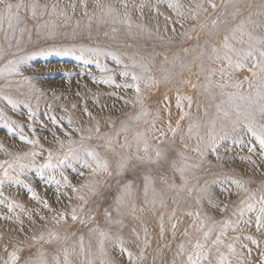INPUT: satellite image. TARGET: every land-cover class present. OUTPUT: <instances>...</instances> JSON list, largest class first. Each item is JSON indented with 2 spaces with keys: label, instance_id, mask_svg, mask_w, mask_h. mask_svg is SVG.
<instances>
[{
  "label": "rangeland",
  "instance_id": "obj_1",
  "mask_svg": "<svg viewBox=\"0 0 264 264\" xmlns=\"http://www.w3.org/2000/svg\"><path fill=\"white\" fill-rule=\"evenodd\" d=\"M40 2L49 5L57 3L61 8L75 3L77 7L74 13L71 8H68L69 19L67 21H64L62 17H52L57 25L53 37L38 35L33 27L35 22L31 20L28 21L30 40L28 33H25L21 39L17 32L15 39L9 33V39L6 41L7 22L4 24V31H0V46L7 49L5 59L0 60V68H3L9 59L23 58V63L20 64L22 75L0 78V146L3 149L0 150V164H4L7 168L8 163H11L13 168L7 170L9 176L14 178L4 180L3 196H0V261L6 256L3 251L5 247L11 251L13 246H23L25 249L23 255L26 256L28 245L31 243L30 237L41 233L47 235L49 230L59 231L61 235L67 234L70 244L76 243V238L83 235L87 246L89 226L78 222L73 223L70 215L68 222L60 226L54 225L51 220L52 216L60 212L70 213L72 206L78 207L81 203L75 198L77 194L73 193L70 187L64 186L61 175L63 173L72 186L80 187L86 181L97 185L98 194L88 197L89 203L86 210H91L96 214L101 225L104 223V210L115 206V199L120 193L122 182L134 181L138 197L124 203L120 215L123 219V226L114 231L118 232L123 239L124 247L135 256L143 247L145 229H147L150 246L144 251L146 259L143 264H153V262L173 264L176 259L177 245L184 239L180 233L190 221V218L183 216L181 211L188 210V204L184 199H181L178 205L173 204L174 193L172 192L167 193L166 207H161L159 202L154 207L151 203L146 204L142 191V176L145 171L151 170L154 166L141 164L135 159L122 176L90 175L88 170L82 167L83 152L80 135L81 133L85 136L89 135L88 129L94 130L97 124L101 128V136L111 135L120 128L121 122H127L130 116L140 113L141 106L135 104L134 89L116 87L117 84L133 83L131 76L122 75L125 71V64L129 65L127 71L141 74L140 67L131 68L132 63L135 62L137 65L147 67L148 71L143 73L145 77L161 81L152 87H145L144 82L140 85L144 107L150 115L137 122L135 130L144 133L148 139L150 154L154 156L152 150L158 144L162 148L169 149V154H171L172 147L183 151L180 142L181 135L185 136L189 145L194 146L196 140L187 139L186 136L188 120L181 122V130L177 133L175 145L170 144L172 137L167 125L171 122L175 127L179 119V110L176 107L177 81L184 82L179 88L180 95L192 98L190 113L193 120L206 119L204 117L206 108L210 115L215 113L214 104L226 97L222 96V90L217 86L222 82L219 72L211 75L209 71H215L220 67L219 62L208 58L211 54L210 48L205 47V41L208 40L207 31L211 25L209 23L208 28H201V25L221 16L222 13H227L226 18L231 22L230 13L234 9L231 6L225 9L224 6L228 0H211L217 5L216 10L210 7L209 0H178V3L182 5L180 11L183 12V16H178L173 9L168 7L170 0H100L101 4L115 8L121 17L124 12L129 13L133 22V27L129 30L126 25L119 23L116 25L110 22L100 23L97 19L99 12L95 8V0H40ZM84 3L88 5L86 10L89 16L84 15ZM125 3L128 5L127 9L123 7ZM235 3L240 6L241 10L238 19L251 15L253 21L261 20L259 13L262 11L261 6L264 5V0H235ZM198 4L203 5L207 11L198 10L196 7ZM196 11H199V16L193 20L191 14ZM78 22L79 27H77ZM136 25L142 27L138 28ZM113 27L116 31H113ZM150 34L162 42L154 44L149 39ZM16 39H20L19 47L16 46ZM9 42L12 44L11 48H8ZM95 50L103 54L96 55ZM107 53H112L120 60V63L117 64L113 55H107ZM101 69H107V71ZM165 74L172 79L164 82ZM246 76H250L246 69L236 70L231 79L243 81ZM223 79L227 80L228 77ZM9 81H11L10 84ZM191 84H196V89H193ZM223 91L235 90L225 89ZM243 91H248L246 83ZM3 97H11L16 102V107L13 108ZM126 100L129 101L128 104H125ZM184 104L185 111H189L186 107L187 101H184ZM30 110L34 113L31 118L29 117ZM69 119L72 121L71 127L68 125ZM144 120H147V123H144ZM153 123H155V130L152 128ZM77 128L81 132L72 131ZM161 130L167 132L163 144H160L157 139ZM65 133L69 135L66 136ZM21 134L30 140H38L39 144L34 149L33 145L26 144L20 139ZM92 135L93 139H86L83 146L95 148L102 156L111 159L112 154L105 148L104 141L97 139L94 132ZM69 139L73 141L71 146L68 143ZM248 139L244 137V145L233 144L231 140L221 142L219 154L225 158L224 168L218 167L215 155L210 154L207 159L211 163H204L200 168L192 170L196 176L200 177V186H203L206 181L212 185L216 203L224 202L231 205L236 199L234 186L227 183L224 185L212 183L217 179H222V174L250 179L253 187L264 182V161L255 155L252 156V159L257 161L255 165L249 163L247 159H242L250 155L247 152ZM59 141L64 142L63 149L60 148ZM123 142L122 134L116 145L117 152L122 151L119 144ZM70 147L79 155H69L63 165L53 159L54 167L41 171V166L47 160L48 150L63 157L69 153ZM225 148L229 151L225 152ZM33 150L41 153L34 162L31 157L27 160L16 161V156H23L24 153ZM136 152V145L133 144L131 148L133 157ZM185 154L193 158L190 163L198 159L194 152L188 151ZM21 163L28 167L20 169L19 164ZM81 171L84 172V176L79 175ZM160 171H167L171 177V171L166 166ZM2 175L0 171V177ZM176 180L179 183L178 176ZM159 186L157 184V187ZM29 187L37 193L41 202L31 199V193L28 192ZM222 188L225 190L222 191ZM229 191L232 192L231 196ZM81 194L87 195V189ZM69 196L72 200L68 199ZM43 201H47L52 208L51 212L43 207ZM8 205L13 206L12 211H9ZM16 205H21L22 208ZM208 207L205 202V209L207 210ZM142 208L143 211H141ZM173 209L177 210V218L183 221L178 225L175 239H172L168 220ZM161 215L164 216L165 225L163 238L159 235ZM222 215L226 214L217 213L216 218L219 219ZM40 216L46 219L42 221ZM113 216H116L115 211H113ZM17 218L20 222H17ZM247 218L246 216L245 219ZM241 227L244 226L241 225ZM137 234L139 239H137ZM236 234L238 233L229 231L230 238ZM244 234L252 235L259 245L242 238L237 243L238 256L245 259L248 264H259L260 255L264 252V237L256 233L254 228H246ZM241 243L251 249L250 255L247 248L240 247ZM44 247L51 250L57 245H45ZM106 249L107 258L114 264H129L126 253L121 254L115 239L106 245ZM32 251H35V246ZM93 251H96L95 241H93ZM94 258L97 262L102 259L99 255ZM231 258L234 261L236 259V257ZM83 259V256L78 257L77 264Z\"/></svg>",
  "mask_w": 264,
  "mask_h": 264
},
{
  "label": "snow or ice",
  "instance_id": "obj_2",
  "mask_svg": "<svg viewBox=\"0 0 264 264\" xmlns=\"http://www.w3.org/2000/svg\"><path fill=\"white\" fill-rule=\"evenodd\" d=\"M209 3L210 7L216 10L217 5L212 3L211 0H209ZM83 6L85 8L84 15L89 16L86 10L88 7L87 3H84ZM229 6L234 9L230 13L231 22L226 18L228 14L222 13L221 16L210 19L208 23L201 25V28H208L209 23L211 25L207 31L208 40L205 41V47L210 48L211 54L208 58L219 62L220 67L215 71H209L211 75H215L217 71L219 72L222 82L217 86L222 90V96L226 98H222L214 104V114L210 115L206 108L204 111L206 119L193 120L190 113L192 98L180 95L179 88L183 86L184 82L177 81L176 107L179 110V119L176 121L175 127H173L171 122L167 125L168 132L171 133L172 137L170 144L175 145L177 133L181 130V122L188 120L186 136L187 139L196 140L194 146L189 145L185 136L181 135L180 142L183 146V151L172 147L171 154H169V149L162 148L158 144L152 150L154 151V156L150 154L148 139L144 133L135 130L137 122L150 115L149 111L144 107V97L140 85L141 82H144L145 87H152L158 85L161 81L145 77L143 73L148 71L147 67L137 65L135 62L132 63L131 68L140 67L141 74L127 71L129 65L125 64V71L122 75L124 77L131 76L133 83L117 84L116 87L134 89L135 104L141 106L140 113L130 116L127 122H121L120 128L111 135L105 134L101 136L99 124L95 126L94 130L88 129L89 135L85 136L83 133L80 135L81 151L83 152L82 167L87 169L90 175H107L111 177L115 174L116 176H122L125 170L132 165L133 159H135L141 164L154 166L151 170L145 171L142 176V191L146 204L151 203L154 207L159 202L161 207H166V196L169 192L174 193L172 196L173 204L178 205L181 199H184L188 204V210L181 211L183 216L190 218V221L180 233L184 239L177 245L176 259H174L173 264H248L245 259L239 258L237 243L242 238L257 246L259 242L252 235L244 234L245 229L254 228L256 233H260L264 237V182L253 187L250 179L222 174V179H217L212 183L220 185L227 183L234 186L236 199L232 201L231 205L224 202L216 203L212 185L206 181L203 186H200V177L196 176L192 171L195 168H200L204 163H211L207 159L210 154L215 155V159L218 162L217 166L224 168L226 164L225 158L219 154L221 142L231 140L233 144L244 145L245 136L249 138L247 141V152L250 155L242 159H247L249 163L255 165L257 161L252 159V156L255 155L261 161H264V5L261 6L262 11L259 15L262 18L259 22L253 21L251 15L238 19L241 10L235 0H228L224 7L227 9ZM76 7L75 3L61 8L57 3L49 5L41 3L40 0H0V31H4V24L7 22L6 41L9 39V33L15 39L17 32H19L21 39L25 33H28L30 40L31 34L28 21L31 20L35 22L33 27L38 35L44 34L48 37H53L57 25L52 17H62L64 21H67L69 19L68 8H71L74 13ZM123 7L127 9L128 5L125 3ZM168 7L173 9L178 16H183V12L180 11L182 5L178 3V0L177 2L170 0ZM196 7L198 10L207 11V9L203 8V5L198 4ZM95 8L99 12L97 19L100 23L110 22L112 25L119 23L126 25L129 30L132 29L133 22L128 12H124L121 17V14L115 8L111 5L105 6L101 4L100 0H95ZM198 16L199 11L191 14L193 20H196ZM45 17H48V19H45ZM89 22L91 23V19ZM77 27H79V22ZM136 27L140 28L142 26L136 25ZM113 31H116L115 27H113ZM19 45L20 39H16V46L19 47ZM11 47L12 44L9 42L8 48ZM95 51L96 55L103 54L98 50ZM6 52L7 49L0 46V60L5 59ZM107 55L113 54L107 53ZM113 59L117 64L120 63V60L114 55ZM21 63H23V58L7 60L5 66L0 68V78L22 75L20 72ZM97 66L99 67V65ZM243 69H246L250 76H246L243 81H233L231 79L233 73L236 70ZM101 70L107 71V69ZM201 71H204L203 67ZM225 77H228V79L224 80L223 78ZM171 79L167 74L163 76L164 82H168ZM10 83L11 81H9ZM245 83L247 84V92L243 91ZM191 87L196 89L197 85L191 84ZM225 89H234L235 91L225 92L223 91ZM3 98L7 99L13 108L16 107V102L11 97ZM213 100H215L214 96ZM184 101H187L186 107L189 111H185ZM128 103L129 101L126 100L125 104ZM33 115L34 113L30 110L29 117L31 118ZM144 123H147V120H144ZM68 125L71 127V119H69ZM152 128L155 130V123L152 124ZM72 131L81 132L78 128L72 129ZM93 132L97 139L104 141L105 148L112 154L111 159L102 156L95 148L83 146V142L86 139H93ZM122 134L124 142L119 144L122 151L117 152L116 145L119 143V138ZM65 135L69 134L65 133ZM166 136L167 132L161 130L159 137H157L160 144L164 143V137ZM20 139L26 144L33 145L34 149L39 144L38 140H30L23 134L20 135ZM68 143L71 146L73 141L69 139ZM133 144L137 148L134 157L131 154ZM59 145L61 149L64 148L63 141H59ZM0 150H3L2 146H0ZM123 150L128 151L124 152ZM188 151L196 153L198 158L196 162L190 163L193 158L185 154ZM228 151L229 149L225 148V152ZM141 152L143 153L142 155L140 154ZM40 154L33 150L24 153L23 156L18 155L15 159L19 162L31 157L32 162H34ZM69 155L78 156L79 154L71 147L69 148V153H66L63 157L48 150L47 160L41 166V171L42 169L53 168V159L58 164L63 165ZM165 166L170 169L171 177L167 174V171H160ZM19 167L24 169L28 165L21 163ZM8 168H13V165L8 163L7 168H5L4 164H0V171L3 173L2 177H0V196H3L2 185L4 180L14 179L9 176ZM61 175L64 186L70 187L71 191L77 194L75 198L81 203L78 207L72 206L70 213L60 212L52 216L51 220L54 225L60 226L68 222L70 215L73 223L78 222L81 225L89 226V242L87 246L83 235L77 237L76 243L70 244V238L67 234L61 235L59 231L49 230L47 235L41 233L38 236L33 235L30 237L31 243L28 245V254L26 256L23 255L25 252L23 246H13L11 251H9L8 247H5L3 251L6 256L0 261V264H77V258L81 256L84 259L79 260V264H114L112 260L107 258L108 252L106 249V245L113 242L114 239L119 246L121 254L126 253L129 264H143L146 259L144 251L150 246L147 239V229H145L143 247L135 256L124 247L123 239L118 232L114 231V229L123 226V219L120 218V215L124 203L138 197L135 182H122L120 193L115 199V206L104 210V223L101 225L98 222L97 215L91 210H86V206L89 203L88 197L98 194L97 185L91 181H86L80 187L72 186L68 178L64 177L63 173ZM79 175L84 176V172L81 171ZM177 176L179 177V183L176 180ZM157 184L160 186L157 187ZM85 189H87V195L81 194ZM224 190L222 188V191ZM28 192L31 193V199L41 202L37 193L31 187L28 188ZM150 195L151 199H149ZM229 195H232L231 191H229ZM68 199L72 200V197L69 196ZM205 202L209 206L207 210L205 209ZM42 203L45 209L49 212L52 211L47 201ZM16 206L22 208L21 205ZM12 207V205H8L9 211H12ZM143 210L142 208L141 211ZM113 211L116 213L115 217L113 216ZM217 213H225L226 215H222L217 219ZM246 216L248 217L247 219H245ZM39 218L42 221L46 219L44 216ZM168 220L172 239H175L178 225L183 221L177 218L176 209L170 212ZM159 221V235L163 238L165 233L163 215L159 217ZM17 222H20L19 218H17ZM241 225L244 227H241ZM229 231L238 234L230 238ZM137 239H139L138 234ZM93 241H95L96 251H93ZM45 245H57V247L48 250L44 247ZM34 246L35 251H32ZM240 247L242 249L247 248V245L241 243ZM247 252L250 255L251 249L247 248ZM97 255L102 257L98 262L94 258ZM231 257H236L235 261ZM259 264H264V252L260 255Z\"/></svg>",
  "mask_w": 264,
  "mask_h": 264
},
{
  "label": "bare ground",
  "instance_id": "obj_3",
  "mask_svg": "<svg viewBox=\"0 0 264 264\" xmlns=\"http://www.w3.org/2000/svg\"><path fill=\"white\" fill-rule=\"evenodd\" d=\"M151 37H149L150 41L154 44H160L162 41L158 39L157 37H153L152 34H150ZM81 236V235H80ZM79 237V236H78ZM77 239V238H76Z\"/></svg>",
  "mask_w": 264,
  "mask_h": 264
}]
</instances>
